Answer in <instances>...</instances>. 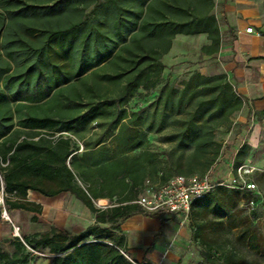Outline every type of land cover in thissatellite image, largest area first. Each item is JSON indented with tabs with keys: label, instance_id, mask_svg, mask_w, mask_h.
<instances>
[{
	"label": "trees",
	"instance_id": "1",
	"mask_svg": "<svg viewBox=\"0 0 264 264\" xmlns=\"http://www.w3.org/2000/svg\"><path fill=\"white\" fill-rule=\"evenodd\" d=\"M71 1L74 0H59L56 4ZM84 1L94 4L93 18H86L84 27L71 25L44 31L53 40L74 39L83 34L76 77L111 60L118 43L138 44L148 40L149 45H139L140 52L129 59V70L108 77L113 84L119 85L114 96L88 102L80 113L66 120L50 115L25 114L14 123V112L0 116V182L5 193L4 204L8 212L32 214V222H37L42 207L28 200L29 192L47 198L69 194L94 216V223L78 234L51 226L46 232L23 237L24 243L34 252L53 255L51 264H133L124 257V237L118 233L121 225L135 215L155 216L145 214L135 203L145 181L161 185L175 175L205 174L182 173V160L172 161L170 156L167 158L168 169L174 174H165L159 167V154L150 149L148 142L152 130L159 133L162 129L164 110L160 112L157 127H154V115L148 121L144 109L130 111L128 105L136 97H147L160 84L165 69L162 57L170 52L175 36L206 34L209 44L201 48V53L207 55L219 51L221 37L218 22L211 14L213 0ZM260 1L264 6V0ZM56 6L26 5L21 10L45 8L50 11ZM105 22L109 23V37L101 28ZM114 42L116 45L110 46ZM89 57L92 61L87 60ZM9 71L7 69L6 75ZM28 73L35 74V83L29 92H23L21 86L13 91V76H8L2 85L9 95L3 96L5 101L35 102L38 95L39 99L48 97L51 88L37 60L23 72V77L28 78ZM200 84L204 86L199 87ZM202 90L221 94H213L208 101L198 100V112L208 109L206 105L216 100L219 111L226 105L234 107L229 115L241 107L240 97L232 90L226 75L205 77L194 72L183 84L180 97L187 95L191 100ZM105 116L109 122L105 136L111 138L115 146L111 153L96 148L100 139L89 144L76 135L79 127ZM201 136L200 128L182 131L179 135L181 147H194L196 152L200 146L197 139ZM148 166L154 167L151 172ZM187 167L186 171L194 170L189 163ZM240 194L235 189L217 186L192 204L189 226L192 242L201 246V264H241L228 252L214 247V242L206 235L208 228L238 230L240 244H247L252 251H260L259 236L252 225L255 214L241 213L238 209ZM99 200H106L108 204L98 207L96 202ZM10 245L12 252L5 250L0 242V264H29L37 258L17 239Z\"/></svg>",
	"mask_w": 264,
	"mask_h": 264
},
{
	"label": "rangeland",
	"instance_id": "2",
	"mask_svg": "<svg viewBox=\"0 0 264 264\" xmlns=\"http://www.w3.org/2000/svg\"><path fill=\"white\" fill-rule=\"evenodd\" d=\"M58 1L0 0V116H6L10 112H14V123L17 122L18 117L25 114L50 115L66 120L80 113L88 102L114 96L119 85L113 84L108 77L129 70V59L133 57V54L140 52V46L146 47L149 45L148 40H142L138 44L126 45H120L119 43L116 45L114 42V44H110L112 47L116 45L111 60L104 63L100 68L92 70L81 77H76L79 67L78 54L84 39L83 34L74 39L61 38L53 40L48 38L44 31L62 29L71 25L84 27L85 19L91 20L93 18L91 10L94 4L84 0H74L58 5L56 4ZM213 1L214 8L211 14H214L216 6V0ZM26 5L40 7L57 6L50 11L44 8L22 12L21 9ZM101 28L107 31V37L111 35L109 23L105 22ZM199 44L196 39L192 42L191 39H178V35L175 36L172 41L174 50L162 57L165 69L162 73L160 84L147 97L134 98L129 103L128 108L130 111L144 109V115H147L148 121L154 115V123H156L154 127H157L160 112L164 110L165 122L163 127L159 133H154V130H152L148 135V142L150 149L159 154V167L168 176L174 174L168 169L167 158L170 156L173 159L172 161H176L178 158L182 160V170L184 171L182 173L208 174L213 184L221 183L222 187L232 189L231 186L234 183H232L231 178L237 177L238 168L242 166L250 171V173L245 175L247 180L253 181L261 194L264 195V173L258 172L252 167V163L259 155L253 153L250 147L242 143L239 133L236 132L235 127L238 126L237 116L244 108L246 101L244 96L235 89L234 84L229 81L232 85V90L240 97L241 107L230 115L229 112L233 111L234 107L226 105L222 111H219L217 100L214 103L207 104L206 108L208 109L200 110L199 112L196 110V102L198 100L208 101L213 94L220 96L221 92L219 91L202 90L197 97L191 100H189L187 95L180 97L183 84L192 74L187 75L188 70L186 69L188 67L179 64L176 58L181 52L187 56L196 55V46ZM36 60L40 63L47 77L48 86L51 88L48 97L39 99L38 95L35 102L11 103L5 101L3 96L6 94L9 97V95L4 91L2 85L7 81L8 76H13V91L18 86H21L23 92L31 90L35 83V74L28 73V78H24L23 72ZM87 60L92 61L90 57ZM7 69L10 71L6 75ZM177 70L180 72L174 78ZM218 75L225 74L213 76ZM202 86L204 84L199 85V87ZM108 125V117H101L90 124H84L79 127L76 130V135L84 141L90 142L89 144H93L100 139L101 142L96 148L105 149L111 153L115 150V146L111 138L105 136L108 131ZM199 128L202 136L197 139L200 144L197 147V151H194V147L183 149L179 141L180 133ZM189 136L191 135L189 134ZM82 147H80L79 153ZM188 163L194 169L192 172L186 171ZM152 168L154 167H147L149 172L152 171ZM27 198L30 201L42 200L41 195L34 192H29ZM61 198L64 201L61 214L64 218L68 217L67 227L69 232L76 234L83 226L82 219L86 215L83 209L85 208L69 194L48 197V201L56 202ZM251 198L255 201L253 209L247 204ZM107 204V201L96 202L98 207H105ZM256 204V198L253 194L246 193L239 200L238 209L242 214H255L252 225L259 236V252L252 251L247 244H240L237 241L238 230L227 228H219V230L208 228L206 230V235L214 242L215 248L228 252L234 260L241 264H264V204H259L257 207ZM1 209L2 206H0V211ZM51 212L54 217L55 211L51 210ZM50 215L46 219L48 222L51 219ZM23 217L25 218L17 222L13 221L11 217V223L4 221L10 230L11 239H14L12 236V225L19 228L21 238L25 236L21 222L25 223L24 228H28L30 231L39 230L36 226H29L28 218L25 215ZM40 217L42 218L43 216L40 215ZM42 219L44 220V217ZM43 224L47 223L43 222ZM189 228L190 226L187 229ZM2 247L4 249L7 248L9 252L13 251L12 246L4 241L2 242ZM182 248V260L173 264H201L199 255L201 246L198 243L186 241ZM125 255L124 257L126 258ZM53 258V255H41L34 258L29 264H51ZM128 258L131 259L130 257Z\"/></svg>",
	"mask_w": 264,
	"mask_h": 264
},
{
	"label": "crops",
	"instance_id": "3",
	"mask_svg": "<svg viewBox=\"0 0 264 264\" xmlns=\"http://www.w3.org/2000/svg\"><path fill=\"white\" fill-rule=\"evenodd\" d=\"M213 15L218 21L221 37L219 51L211 55L201 53V47L209 44L206 34L178 35V39H191L192 42L196 39L200 44L196 46V55L187 56L181 52L176 59L179 64L188 67L187 75L194 72L202 76L225 74L238 93L244 96L246 103L237 116L236 132L239 133L242 143L259 155L252 163L254 170L264 173V6L260 0H216ZM247 28H252V33H247ZM173 50L174 45L170 52ZM179 72L176 71L174 78ZM240 193V198L246 195V192ZM253 196L256 198V207L264 204V195L257 186ZM41 197L43 201L31 202L41 205L44 220L40 217L37 222H32V214L22 211L8 212L15 222L24 219L25 215L29 226L39 229L30 231L21 222L24 235L43 233L51 226L69 232L68 217L64 218L61 214L63 199L53 202L48 201L47 197ZM51 210L55 211L54 217ZM83 210L86 213L82 219L83 226L76 234L94 223V216L86 208ZM49 215L51 219L48 222L46 219ZM189 223L190 216L188 222L182 223L178 216L135 215L121 225L118 235L124 237L126 255L137 264L179 263L183 258L184 242H192L191 229H187ZM13 240L10 238L7 223L0 220V242L10 244Z\"/></svg>",
	"mask_w": 264,
	"mask_h": 264
},
{
	"label": "built area",
	"instance_id": "4",
	"mask_svg": "<svg viewBox=\"0 0 264 264\" xmlns=\"http://www.w3.org/2000/svg\"><path fill=\"white\" fill-rule=\"evenodd\" d=\"M252 31V28L246 29L247 33H252ZM248 173H250L249 170L240 166L238 168L237 177L231 178L232 183H234L231 188L239 192L254 194L256 192V185L247 180L245 175ZM221 185V183L213 184L208 174L203 176L197 174L189 176L175 175L161 185L154 184L147 180L145 181L141 193L138 195L135 203L141 207L145 214L178 216L181 219V222L184 223L189 220L192 204L195 201L204 198L206 194L215 187ZM4 197L3 183L0 182V206H2L0 218L3 221L11 223L8 211L4 204ZM247 204L251 209L255 206L253 199H250ZM12 228L13 238L22 242L28 251L37 256L44 255L34 252L24 243L23 238L19 235L18 227L12 225ZM125 256L133 264H137L129 259L127 255Z\"/></svg>",
	"mask_w": 264,
	"mask_h": 264
}]
</instances>
